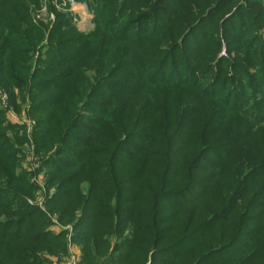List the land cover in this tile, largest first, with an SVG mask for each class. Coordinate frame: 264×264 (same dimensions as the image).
Instances as JSON below:
<instances>
[{"label":"trees","instance_id":"obj_1","mask_svg":"<svg viewBox=\"0 0 264 264\" xmlns=\"http://www.w3.org/2000/svg\"><path fill=\"white\" fill-rule=\"evenodd\" d=\"M190 1L182 5L181 16L177 14L171 20L163 18V5L159 3L148 6L142 2L140 6L146 10L136 16L134 12L124 14L127 0H92L89 7L96 15L95 28L87 34H77L72 25L63 29L62 21L56 20L49 32L52 45L48 57L57 60L58 55L67 54L74 63L67 84L59 86L53 81L51 86H44L38 80L40 76L50 74L53 79L62 71L58 63L48 61L49 70L41 63L32 75L28 73L30 56L43 38L30 16V5L37 0H0V85L10 92L12 101L8 88L18 86L23 100L25 87L32 100L31 112L46 111L36 118L34 134L38 136V150H50L44 156L47 164L55 152L71 159L72 166L65 168L68 174L52 168L55 170L47 184L55 186L56 195L65 188L63 183L72 182L67 192L59 194L57 204L55 198L51 202L54 206L65 201L57 209L60 222L74 223L77 230L90 227L83 225V220L99 222L101 230L89 229V236L79 241L87 264L111 263L112 255L119 252L116 246L131 237L139 247H131L130 254L141 262L146 259L151 235L149 239L138 236L141 232L136 235L143 226L136 222L149 225L148 217L134 207L126 219L116 211L125 174L148 187H133L137 192L130 191L134 203L148 196L154 203L163 201V207L175 208L183 220L182 232L191 231L196 240L205 239L202 232L219 233L224 239L233 228L225 246L239 240L242 243L227 255L226 260L232 261L224 264H264V119L248 125L250 115L230 105L229 96L234 93L224 91L226 85L220 84L225 60L215 53L225 43L229 53L239 55L246 46H255L257 38L241 36V22L220 37L219 18L212 17L223 2L200 0L193 9ZM234 17L224 21L230 24ZM205 22L209 23L207 32H199ZM188 41L192 47L185 46ZM258 52L244 59L245 67L257 68L263 76L259 80L264 81V46ZM251 100L264 106V99ZM81 109L88 116L98 117H87V124L93 125L76 132ZM24 141L17 128L4 125L0 112V264H30L33 258L42 264L38 250L64 252L61 243L40 239L45 222L37 225L29 219L36 209L24 198L32 196L35 187L26 173L16 174L18 159L14 156ZM104 184L110 190H104ZM6 192L11 196L2 199ZM110 198L112 201H105ZM103 209L114 212L98 215ZM190 219L195 226L189 231ZM129 224L134 236L120 237ZM105 234L120 238L104 259L109 246ZM157 236L155 246L163 242L161 229ZM184 236L188 235L179 239ZM186 240L172 241V248ZM225 246L212 247L198 259L202 261L204 255L217 249L219 254ZM163 251L169 250L161 246L162 255Z\"/></svg>","mask_w":264,"mask_h":264},{"label":"rangeland","instance_id":"obj_2","mask_svg":"<svg viewBox=\"0 0 264 264\" xmlns=\"http://www.w3.org/2000/svg\"><path fill=\"white\" fill-rule=\"evenodd\" d=\"M127 1L129 6L124 9V14H130L134 12L136 16H139L143 14L144 10H146V7L140 6L142 2L146 3L148 6L159 3L163 5L161 11L163 12V18L171 20L175 19L177 14L181 16V7L187 3V0ZM219 1H222L223 3L214 12L212 19L219 18L218 35L220 37L222 36L223 32L228 33L232 26L235 27L237 26L238 22H241L240 26L238 27V32L242 30L241 36H244L245 38H257L254 44L255 46H246L239 55H236L234 52L229 53L226 49L225 43H222L220 45L219 51L215 52L217 58H224L225 60L221 65L222 71L220 72L225 76H221L220 84L223 83L226 85L224 91L229 90V93L232 91L234 93V95L229 96L231 98L230 105L237 106L240 109H243L244 114L248 116L250 115L247 117V124L249 125L256 119H264V106L254 105V101L251 100L252 97L256 99H264V81L259 80L263 76L257 72V68H246L244 62V59H246L248 56L259 55L258 51L260 50L261 45L264 46V0ZM91 2L92 0L82 3H77L75 0H37V4L32 3L30 5L31 21L36 27L42 30L43 38L35 47L32 55L30 56V70L28 73L32 75L34 71L38 69V67H41V63L43 64V69L49 70L50 67L48 66V61L58 63V69L62 71L53 79H51L52 76L50 77V74L40 76L38 80L41 82V85L51 86L50 83L53 81H56L54 83L59 86L68 83L66 77L69 73V68L74 63L72 60L73 58L69 57L67 54L58 55L57 60H55L54 56L52 59L48 57V51L52 45L49 38V32L56 20L62 21L61 25L63 29L72 25L77 34H87L91 32V30L95 28L94 20L96 17L93 10H91L89 7V3ZM199 2L200 0H191L190 4L192 8L195 6L193 9H197V4H199ZM135 3L139 4H137L134 8H130ZM188 10L192 9L188 8ZM231 15H234L235 17L233 20H231L232 22L228 21L231 22L228 24L224 20ZM155 16L160 17V14L155 12ZM182 17H188V15H184ZM208 25V22L203 23L200 26L199 32L204 31V33H206L208 30ZM197 34L198 32L196 31V35ZM57 38L58 37L55 39ZM185 46L188 48L192 47L189 41ZM214 71L215 70H213L209 78L213 76ZM245 72L247 75H249V77L245 75ZM250 73L252 76H250ZM56 78L59 80H55ZM236 85H238V87H236ZM248 87H251L254 90H249ZM8 89L11 90L14 100H11L10 92L5 89L4 86L0 85V112L3 113L4 125L17 128L19 136L25 138V141L19 145L18 150L14 152V156H16L18 159V168L16 174H21V172L26 173L29 177L30 183L35 187L33 195L26 196L24 198L28 206L34 207L36 209V214L29 216V219L36 222L37 225L45 222L43 227L44 231L42 232L40 239H47V241H57V243H61V247L64 248L63 253L62 251H54L55 253L53 254H50L47 251L40 252V250L36 248L38 250L36 253H40L43 256L40 258L42 260V264H87L83 258V243L79 241L85 240V238L89 236V229H93V231L101 230L99 222L95 223L92 220H83L82 224L90 225V227H84L81 230H77L74 223L60 222L59 211L57 209H59L61 204L65 203V201L54 206H51V202L55 198V204H57L58 201H60L59 194L67 192L72 182L67 180L66 183H63L65 188H63L61 192H58L56 195L53 194L55 186L50 187L47 184V179L53 175V171L56 168H58L60 171H63L62 175L68 174L65 168L72 166V163L70 162L71 159L68 156L55 152L53 155H51L53 158L49 161L50 165L47 164V162L44 160V156H48V152L50 150H47V152L38 150L37 142L35 141L38 136L34 134L36 126H38L36 118L44 115L46 111L42 114H35L31 112V109L33 108L32 100L28 95V89L25 87L22 89V92H24L23 100L19 98L18 86L13 85ZM99 91L100 89H98L97 93H99ZM49 113L51 112H47V114ZM72 113L69 112V114ZM78 113L79 116L77 117V124L76 128L74 129L76 132L83 131L81 129L83 126L91 127L93 125L87 124V117H90L91 119H97L96 117H98V114L88 116V114L83 111V109L78 110ZM46 127V125L42 126L44 129ZM47 129H49V127ZM248 129L249 127L247 126L246 130L248 131ZM7 134L12 136L10 132H7ZM52 168L55 169L51 170ZM125 175V181L121 182L123 184L119 185L121 191L120 196L122 197V200H120L118 205L119 208L116 211L121 217H123L122 219H126L129 211L132 209V207H134L136 210L141 211L140 214L146 215L148 217L147 221H149V225H144L146 222L143 221L136 222L140 225H143L142 231H137L136 235L138 232H141V234H138V236H145L148 239V235H151L150 247L146 253V259L141 262V260H139L135 255L130 254L131 247H133L135 250L139 247L138 245L135 246L134 237L123 240V242L116 246V248L119 249V252L112 255L111 263L109 264H197L200 261V259H198L200 255H203L210 248L217 245H226L231 233L233 232V228L228 229V233L224 239L220 238L219 233L215 234L212 232L210 235H207L205 232H202L201 235H204L205 239L196 240V238L191 236L190 231L195 226V222H193L192 219L188 220L187 229L190 232H182L183 220L180 216H177L176 213L179 212L175 208L167 206L163 207V201L154 203L149 199L148 196L139 197L138 203H134V194L130 192H135L133 187L136 190H146L148 187L144 182L142 184H140V182H133L131 180L132 178L128 176L129 174ZM104 190H110L108 184H104ZM124 190L128 192L123 193ZM136 193L137 192H135V194ZM10 196L11 195L6 192L3 193L1 198L4 199ZM111 199L112 198L105 199V201H112ZM108 211L114 212L113 209H103L98 212V215L100 213L107 214ZM149 229H151V234ZM159 229H161L163 235V242L161 245L155 246L154 241L158 237L157 231ZM179 234L180 236L186 234L188 236H184L179 239ZM105 235V240L108 241L109 246L107 247V251L102 256L104 259L107 258L111 251H113L111 248L114 249L113 244L116 243L120 237H126L127 235H129V237L134 236L133 226L129 224L124 234H122L120 237H117L116 234ZM184 238L187 240L184 241L181 246L172 248L174 246L172 241H181ZM208 238H211L210 243L207 242ZM135 240H137V237H135ZM241 243L242 241L239 240L238 243L233 244L232 246L227 245L221 248L219 254L216 253L219 249L213 250L212 253L214 254L210 253L211 255L209 256L204 255L202 257L203 260L199 263L224 264L232 261L226 260L228 257L227 255L236 252L239 249ZM124 245L127 247H124ZM161 246L169 251L167 253L163 251L162 255V253L159 252V248ZM233 259L235 260L237 257ZM218 260L220 261L219 263H217ZM29 263L40 264L41 261H35L33 258Z\"/></svg>","mask_w":264,"mask_h":264}]
</instances>
